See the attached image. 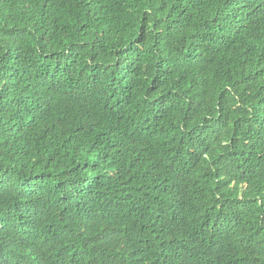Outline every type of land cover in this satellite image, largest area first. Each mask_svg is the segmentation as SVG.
I'll return each mask as SVG.
<instances>
[{
  "label": "trees",
  "instance_id": "1",
  "mask_svg": "<svg viewBox=\"0 0 264 264\" xmlns=\"http://www.w3.org/2000/svg\"><path fill=\"white\" fill-rule=\"evenodd\" d=\"M0 264H264V0H0Z\"/></svg>",
  "mask_w": 264,
  "mask_h": 264
}]
</instances>
